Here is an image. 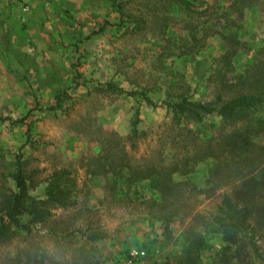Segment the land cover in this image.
Returning <instances> with one entry per match:
<instances>
[{
	"label": "rangeland",
	"instance_id": "1",
	"mask_svg": "<svg viewBox=\"0 0 264 264\" xmlns=\"http://www.w3.org/2000/svg\"><path fill=\"white\" fill-rule=\"evenodd\" d=\"M241 94H264V0H0V217L18 159L31 197L60 170L76 195L29 233L12 229L0 264H262L210 214L242 181L222 149L248 131L264 209V108L191 119L166 107ZM257 244L264 254V231Z\"/></svg>",
	"mask_w": 264,
	"mask_h": 264
},
{
	"label": "trees",
	"instance_id": "2",
	"mask_svg": "<svg viewBox=\"0 0 264 264\" xmlns=\"http://www.w3.org/2000/svg\"><path fill=\"white\" fill-rule=\"evenodd\" d=\"M181 4H185V0H177ZM108 90L117 93H126L134 96V92H126L121 87H113L111 84L106 85ZM142 99L147 103L153 104L152 100L145 94L140 93ZM66 95L60 94L56 97L55 105L50 109L60 108ZM217 103H202L198 101H190L186 97H182L174 103H166L167 108H171L172 112L179 116L198 119L203 115L215 113L224 119H233L240 113H246L255 108H264V94H241L227 100L217 99ZM136 118L133 125L137 123ZM258 130L264 133V119L259 121ZM133 132H136L134 127ZM249 131L245 137L243 135L228 136L227 143L222 151L228 156L223 157L221 169L230 166L229 171L235 176L242 178L239 182L240 187L237 191H230L223 194L221 202L217 207L216 214H210L213 221L217 223L229 222L237 227L246 238L247 243L251 247L258 261L264 264V254L261 252L257 244V235L264 231V209H256L257 194L254 191L255 183L252 182V172L262 163L256 164L255 157H249L247 148ZM254 156L262 158V147ZM21 161L18 159L15 163V172L13 180L15 182V190L11 191L7 199V207L0 217V241L8 237V233L12 229L29 233L36 224L44 223L51 215L52 210L57 207L68 208L76 203L75 190L69 179V172L66 170L55 171L51 174L45 189L44 198H34L28 194L26 179L23 174ZM253 166V167H252ZM264 170V165L261 167ZM177 170V169H176ZM175 169L172 170L174 172ZM243 175V176H240ZM250 176V177H249ZM144 179L149 177L144 176ZM157 179V178H156ZM161 177L153 180V187L158 190L162 199L168 196L169 188L161 181ZM252 218V223H247Z\"/></svg>",
	"mask_w": 264,
	"mask_h": 264
},
{
	"label": "built area",
	"instance_id": "3",
	"mask_svg": "<svg viewBox=\"0 0 264 264\" xmlns=\"http://www.w3.org/2000/svg\"><path fill=\"white\" fill-rule=\"evenodd\" d=\"M141 254H142V252L137 251V250H134L131 252V255L133 258H139L141 256ZM139 264H141V263H139Z\"/></svg>",
	"mask_w": 264,
	"mask_h": 264
}]
</instances>
